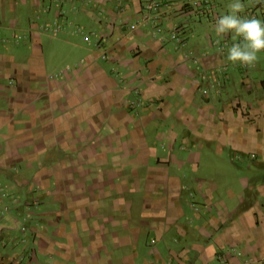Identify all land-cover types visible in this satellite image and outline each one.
Returning <instances> with one entry per match:
<instances>
[{"label":"crops","instance_id":"crops-1","mask_svg":"<svg viewBox=\"0 0 264 264\" xmlns=\"http://www.w3.org/2000/svg\"><path fill=\"white\" fill-rule=\"evenodd\" d=\"M228 3L0 0V264H264V50L226 60Z\"/></svg>","mask_w":264,"mask_h":264},{"label":"clouds","instance_id":"clouds-1","mask_svg":"<svg viewBox=\"0 0 264 264\" xmlns=\"http://www.w3.org/2000/svg\"><path fill=\"white\" fill-rule=\"evenodd\" d=\"M228 11L219 15L214 24V31L223 38L233 33V43L228 48L226 60L232 63L239 61L249 67L259 59L258 53L264 50V19L240 15L245 9L243 0H229ZM237 37H242L235 42ZM216 43H220L219 40Z\"/></svg>","mask_w":264,"mask_h":264},{"label":"built area","instance_id":"built-area-1","mask_svg":"<svg viewBox=\"0 0 264 264\" xmlns=\"http://www.w3.org/2000/svg\"><path fill=\"white\" fill-rule=\"evenodd\" d=\"M154 1V0H153Z\"/></svg>","mask_w":264,"mask_h":264}]
</instances>
